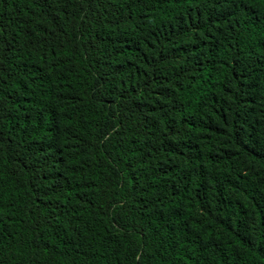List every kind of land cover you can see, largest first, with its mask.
I'll return each instance as SVG.
<instances>
[{"label": "trees", "instance_id": "trees-1", "mask_svg": "<svg viewBox=\"0 0 264 264\" xmlns=\"http://www.w3.org/2000/svg\"><path fill=\"white\" fill-rule=\"evenodd\" d=\"M0 264H264V0H0Z\"/></svg>", "mask_w": 264, "mask_h": 264}]
</instances>
